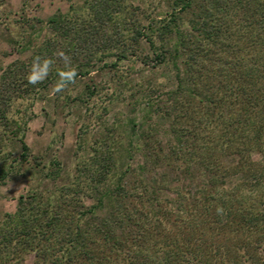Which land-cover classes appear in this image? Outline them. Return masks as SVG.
Instances as JSON below:
<instances>
[{
    "label": "trees",
    "instance_id": "obj_1",
    "mask_svg": "<svg viewBox=\"0 0 264 264\" xmlns=\"http://www.w3.org/2000/svg\"><path fill=\"white\" fill-rule=\"evenodd\" d=\"M114 1L91 0L84 18H49L55 37L29 38L30 57L1 69L0 156L11 155L10 139L20 151L7 165L0 158V180L29 154L26 123L10 115L12 104H32L55 86L67 67L59 52L77 79L95 67L116 68L145 37L156 64H174L175 87L159 107L155 88L138 84L143 97L135 102L146 106L147 119L168 116L167 129L131 120L135 141L101 135L94 193L77 181L58 197L20 195L0 220V264H23L26 255L33 264H264V0H201L190 31L176 14L193 0H173L172 19L148 14L146 23L124 21L120 8L111 10ZM127 23L129 45L121 39ZM37 56L53 64L32 85L26 76Z\"/></svg>",
    "mask_w": 264,
    "mask_h": 264
},
{
    "label": "rangeland",
    "instance_id": "obj_2",
    "mask_svg": "<svg viewBox=\"0 0 264 264\" xmlns=\"http://www.w3.org/2000/svg\"><path fill=\"white\" fill-rule=\"evenodd\" d=\"M90 1L0 0V73L12 61L30 57L33 45L27 44L29 38L34 36V43H39L44 38L55 37L54 30L46 23L49 18H84L90 11ZM172 1L115 0L111 10L120 8L119 16H123L124 21L127 18L128 21L140 18L142 23H146L148 14L157 18L167 15L170 18L173 13ZM201 5V0H193L190 10L176 14L180 17L177 21L182 23L181 29L190 31L194 16L201 13ZM128 23L121 26V39L126 45L131 43L127 40L132 31ZM153 39L156 41L155 36ZM135 47L136 55L120 60L116 68L95 67L62 92L53 95L52 86L32 104L29 100L21 99L13 102L10 115L18 118L20 124L26 123L24 141L29 147V154L27 159L14 162L13 172L0 180V220L5 213L16 210L20 195L38 191L58 197L62 188L73 190L77 181H80L83 193H94L90 179H96V145L101 135L107 134L119 143H126L129 139L135 141L137 138L135 132L132 133L131 120L141 126L151 122L156 131L167 129L168 116L150 113L151 120L147 119L146 106L138 105L143 95L136 89H141L138 84L155 88L152 94L154 100L160 104L159 107H163L165 93L175 87V66L171 61L156 64L154 51L145 37ZM114 59L104 58L109 64ZM97 64L101 65L102 62ZM141 126H135V130H140ZM6 151L11 154L8 158L4 156L7 165L20 151L17 142L8 140ZM0 158L4 159L3 156ZM252 158L260 160V155L253 154ZM83 201L86 204L93 202L84 197ZM23 264H33V256L26 255Z\"/></svg>",
    "mask_w": 264,
    "mask_h": 264
},
{
    "label": "clouds",
    "instance_id": "obj_3",
    "mask_svg": "<svg viewBox=\"0 0 264 264\" xmlns=\"http://www.w3.org/2000/svg\"><path fill=\"white\" fill-rule=\"evenodd\" d=\"M57 55L65 62L67 67L58 73L59 79L52 89L53 95L64 91L68 85L74 84L78 75L76 68L70 66V57L66 56L64 52H59ZM52 64L53 60L50 58L35 57L26 76L27 82L32 85L43 82L47 78Z\"/></svg>",
    "mask_w": 264,
    "mask_h": 264
}]
</instances>
